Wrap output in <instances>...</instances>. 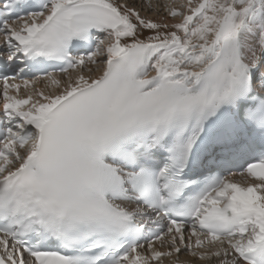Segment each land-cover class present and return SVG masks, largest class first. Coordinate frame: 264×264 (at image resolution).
<instances>
[{"label": "snow or ice", "instance_id": "1", "mask_svg": "<svg viewBox=\"0 0 264 264\" xmlns=\"http://www.w3.org/2000/svg\"><path fill=\"white\" fill-rule=\"evenodd\" d=\"M163 7L0 0V264H264V0Z\"/></svg>", "mask_w": 264, "mask_h": 264}, {"label": "bare ground", "instance_id": "2", "mask_svg": "<svg viewBox=\"0 0 264 264\" xmlns=\"http://www.w3.org/2000/svg\"><path fill=\"white\" fill-rule=\"evenodd\" d=\"M121 1H126V5H128V6L131 5V3H132V5H136L137 8L140 5H145V1H143V0H139V1L138 0L137 1L136 0H134V1H132V0L131 1L130 0H121ZM177 1H179V0H177ZM162 2H163L162 0H151V3H152L153 6L159 5L160 8H161L162 5H165L164 2L163 3ZM173 5H175V4H173ZM175 6H177V5H175ZM157 14H159V13H157ZM157 14H153L151 11H148V13L145 14V18H150V19H152L154 21L166 22V23H169V24L175 23V22H179L178 20H170L168 17H164L165 15L163 17H160ZM100 74H101L100 72H96V75H100ZM46 84H48V82H46L44 84H41L40 86L37 85L36 87H34V89L42 90L46 86ZM45 94H46V92H45ZM180 258H181V261L183 262V264H211V262H201L199 260H194L190 256H181ZM170 263H171L170 260H165L164 261V264H170Z\"/></svg>", "mask_w": 264, "mask_h": 264}, {"label": "rangeland", "instance_id": "3", "mask_svg": "<svg viewBox=\"0 0 264 264\" xmlns=\"http://www.w3.org/2000/svg\"><path fill=\"white\" fill-rule=\"evenodd\" d=\"M121 1V0H120ZM131 1V0H130ZM132 1H134V0H132ZM163 2H164V4H167V5H169V6H172L173 4H175V5H177V6H180V5H183L184 3H186V0H179V1H177V0H162ZM162 2V3H163ZM170 2V3H169ZM120 4H122V3H120ZM123 4H126V3H123ZM129 7H135L136 8V10L137 11H139L140 12V14H141V16L142 17H145V14L146 13H148V11H150V10H148V8L145 6V5H140L138 8L136 7V5H132V3H131V5H129ZM143 12V13H142ZM158 13L159 14H157V15H159L160 17H163L164 15V17H168L170 20H173L168 14H167V10L163 7V5L161 6V8L159 9V11H158ZM177 20L179 21V18H177ZM50 90V89H49ZM56 89H53L52 90V92H54ZM46 92V94H48V90L47 91H45Z\"/></svg>", "mask_w": 264, "mask_h": 264}]
</instances>
